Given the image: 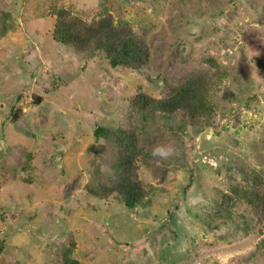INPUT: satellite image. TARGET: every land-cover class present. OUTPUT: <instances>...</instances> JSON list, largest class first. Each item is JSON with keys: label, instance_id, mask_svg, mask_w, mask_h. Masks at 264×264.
Returning a JSON list of instances; mask_svg holds the SVG:
<instances>
[{"label": "rangeland", "instance_id": "obj_1", "mask_svg": "<svg viewBox=\"0 0 264 264\" xmlns=\"http://www.w3.org/2000/svg\"><path fill=\"white\" fill-rule=\"evenodd\" d=\"M60 6L128 21L147 65L113 68L103 52L56 42L49 11ZM208 56L228 72L210 127L130 109L136 92L158 97ZM97 125L143 129L148 202L127 208L84 189L111 172ZM255 174L264 178V0H0V264H61L71 240L81 264H264L261 225L225 200Z\"/></svg>", "mask_w": 264, "mask_h": 264}, {"label": "trees", "instance_id": "obj_2", "mask_svg": "<svg viewBox=\"0 0 264 264\" xmlns=\"http://www.w3.org/2000/svg\"><path fill=\"white\" fill-rule=\"evenodd\" d=\"M53 17L52 38L88 56L103 52L111 67L126 66L139 69L149 61V47L143 36L136 34L126 20H115L109 12L89 20L74 14L69 8L54 7L49 11ZM212 67L191 70L183 78L165 85L158 97L138 91L129 99L130 109L140 116L158 115L163 119H179L196 125L201 130L210 127L217 114L214 91L228 75L212 56L206 58ZM39 103L40 96H35ZM20 109L13 113L17 118ZM96 140L103 139L112 147L111 172L97 183H86V192L99 199L113 196L127 208H135L148 202L154 191L152 184L139 176V162L149 157L143 141V129L97 125L93 132ZM253 184L246 188L230 187L225 194L227 202L232 199L248 205L261 225L264 234V178L252 176ZM264 249V239L262 242ZM74 241L63 247L61 264H81L73 255ZM20 264V263H17Z\"/></svg>", "mask_w": 264, "mask_h": 264}]
</instances>
